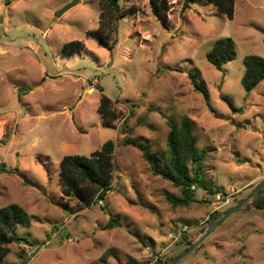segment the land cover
Here are the masks:
<instances>
[{
	"label": "rangeland",
	"instance_id": "1",
	"mask_svg": "<svg viewBox=\"0 0 264 264\" xmlns=\"http://www.w3.org/2000/svg\"><path fill=\"white\" fill-rule=\"evenodd\" d=\"M71 1L0 0V207L17 203L31 216L30 226H15L28 240L12 244L1 264H170L180 257L175 264H264V207L253 203L264 191L197 247L187 246L213 213L223 215L264 179V80L250 92L242 83L244 58L264 57V0H235L233 18L209 0L187 9L185 0H167L166 23L151 0H124L133 14L119 22L113 50L95 35L100 0H79L56 16ZM222 37L233 39L236 57L218 70L207 53ZM76 40L84 45L66 55L64 46ZM103 94L118 115L114 128L103 126ZM185 119L198 148L208 150L204 186L196 188L197 202L173 207L167 195L181 188L155 175L125 140L167 154L168 122ZM110 139L112 189L79 209L76 199L63 198L61 160L89 156ZM111 218L122 225L103 229Z\"/></svg>",
	"mask_w": 264,
	"mask_h": 264
},
{
	"label": "trees",
	"instance_id": "2",
	"mask_svg": "<svg viewBox=\"0 0 264 264\" xmlns=\"http://www.w3.org/2000/svg\"><path fill=\"white\" fill-rule=\"evenodd\" d=\"M124 0H100L101 14L100 25L95 32L99 44L110 50L118 43L119 22L122 18L133 14L132 9H123ZM196 0H185L184 8H190ZM222 13L230 18L235 14V0H209ZM154 14L167 22L168 2L151 0ZM131 11V14H130ZM107 30V31H105ZM93 34V33H92ZM112 43L109 42V37ZM83 42L76 40L66 43L64 53L71 55L83 46ZM236 57L235 44L232 38L222 37L218 39L213 48L208 51L207 58L218 70H223L224 65ZM244 75L242 83L245 89L250 92L264 80V57L259 55H248L244 58ZM191 82L196 91L201 92L209 104L210 93L199 80L198 71L190 73ZM228 104L237 109L233 102L223 96ZM99 112L103 117V126L115 127L113 119L118 117L113 108V100L103 94L100 99ZM192 119H185L181 122L169 121L170 131L167 137L168 153L160 154L152 151L138 140L126 138V144H132L140 149L143 157L150 164L155 175L171 181L176 187L181 188V195H167L168 201L173 207H189L198 201L196 188L204 186L203 172L207 161L208 150H200L194 135ZM115 142L108 140L95 150L91 155L71 154L65 155L61 160L60 185L63 198H74L78 202L79 209L90 208L95 203L104 201L112 189L114 174L116 172ZM256 206L264 207V195H256L253 198ZM65 210H70L68 202H60ZM222 214L213 213L211 220H217ZM211 221V222H212ZM17 224L31 225V216L20 204L11 203L0 207V264L11 252V245L27 241L24 236L15 230ZM117 218H111L103 226V229H111L121 226ZM189 225H193L190 223ZM205 228L202 229V233ZM186 239V235L184 236ZM194 240H188L187 246H191Z\"/></svg>",
	"mask_w": 264,
	"mask_h": 264
},
{
	"label": "water",
	"instance_id": "3",
	"mask_svg": "<svg viewBox=\"0 0 264 264\" xmlns=\"http://www.w3.org/2000/svg\"><path fill=\"white\" fill-rule=\"evenodd\" d=\"M79 0H73L71 2H69L68 4H66L61 10H59L56 13V16H61L64 12L68 11L69 9H71L72 7H74ZM258 191H264V179L260 180L257 184L256 187L254 188V190H252V192L242 201L238 202L237 204L230 206L229 208H227L224 212V214L218 218L217 220H215L204 232V234L199 238V240H197L196 242H194L190 247H189V251H191L192 249H194L195 247H197L202 241H204L213 231V229L222 224L226 219H228L231 214H233L234 212L240 210L244 204H246L248 201H250L251 198H253L255 196V194ZM182 257L178 258L175 262L170 263V264H175L177 263Z\"/></svg>",
	"mask_w": 264,
	"mask_h": 264
},
{
	"label": "built area",
	"instance_id": "4",
	"mask_svg": "<svg viewBox=\"0 0 264 264\" xmlns=\"http://www.w3.org/2000/svg\"><path fill=\"white\" fill-rule=\"evenodd\" d=\"M100 202H103V201H100ZM148 264H155V261H151Z\"/></svg>",
	"mask_w": 264,
	"mask_h": 264
}]
</instances>
